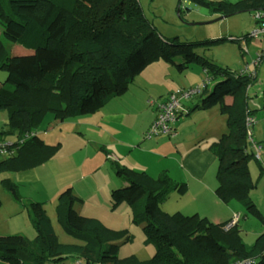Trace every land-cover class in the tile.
Listing matches in <instances>:
<instances>
[{"label": "trees", "instance_id": "16d2710c", "mask_svg": "<svg viewBox=\"0 0 264 264\" xmlns=\"http://www.w3.org/2000/svg\"><path fill=\"white\" fill-rule=\"evenodd\" d=\"M190 1L220 15L264 10V0ZM0 26V71L5 73L0 86V111L7 112L0 135L15 136L6 146L9 154L0 155L3 191L8 193L17 186L12 174L35 169L56 156L60 145L45 144L36 134L46 113L67 120L92 114L112 99L123 96L134 78L157 61L173 65L178 72L197 64L214 83L212 87L206 86L199 95L182 101L171 132L147 138L155 117L144 139L174 137L173 126L179 116L218 107L225 129L207 146L217 161L214 194L222 203L233 200L240 203L246 213L264 223L248 197L252 182L247 161L254 153L245 119L253 118L255 111L244 105L255 73L249 76L220 68L193 52L198 45L208 46L223 39L203 43L167 40L142 16L137 0H0ZM16 46L28 53L13 55L10 48ZM170 94L156 104V116L158 104ZM194 97L198 99L195 106L185 108L184 103ZM226 98H230L229 104ZM111 162L124 184L110 191V208L116 209L122 203L128 205L130 222L141 224L144 243L155 248L152 258L144 261L133 255L119 258L118 249L132 239L130 232L108 229L98 219L77 213L74 203L79 198L67 187L56 198V221L67 235L79 242H58L43 204L21 202L35 236L28 239L22 234L0 235V263L63 264L73 258L76 264H264V231L251 246H245L238 228L240 220L226 229L231 218L214 224L197 214H168L161 204L184 195L185 183L175 181L166 172L152 178L143 171Z\"/></svg>", "mask_w": 264, "mask_h": 264}, {"label": "rangeland", "instance_id": "374dc122", "mask_svg": "<svg viewBox=\"0 0 264 264\" xmlns=\"http://www.w3.org/2000/svg\"><path fill=\"white\" fill-rule=\"evenodd\" d=\"M137 1L142 16L147 21H150L157 33L165 39L177 38L183 43H203L205 41L223 39L222 42L219 41L208 46L198 45L194 47L193 52L212 61L220 68L239 71L241 68L247 66L251 71H254L256 78L246 91L248 99L244 106L248 110L255 111L252 125L253 138L255 141L262 142L264 148V57L259 58L261 51L264 49V41L247 36L256 27V24L252 21L251 13L247 11L241 13L235 12L225 19L208 23L220 17V14L216 11H211L205 5H200L190 0H180V14L177 12L178 0ZM1 32L2 27L0 26V34ZM10 52L13 55L28 53L19 46L11 47ZM176 59L180 60L181 58ZM254 62H257L255 67L253 66ZM4 78L5 73L0 71V86ZM194 80L199 81V85L206 82L208 88H211L214 84L211 80L207 79L205 72L197 64H192L184 71L178 72L173 65L157 61L148 65L134 78L129 86L132 87L134 82L143 84L145 87L155 85V89L161 90L163 92L161 94H164L168 93L169 90L188 88ZM195 100H198L197 97L193 98V101ZM149 111L151 112V110ZM6 119L7 112L0 111V130L3 129ZM61 119L62 117L54 118V115L48 112L45 114L37 130L42 140H48V145L60 143L57 153H59L62 146L61 151H65V154L61 157L60 155L55 156V158L44 163L45 166L42 167L45 168L43 175H41L43 181H41L40 185H24L20 192H27L35 197L38 196V199L40 198L39 200L42 201L41 203L45 208L46 214L52 222L55 238L58 242L64 244L77 243L79 241L67 235L56 221L54 209L57 197L52 198L51 194H46L47 191L54 188L55 185L62 183L66 178L67 180H71L73 182L71 185L72 190L74 193L77 192L79 194L77 195L79 200L74 203V209L77 213L85 217L98 219L108 229H126L132 235V239L118 249L117 256L125 258L133 255L138 260H149L154 255L155 248L152 244L144 243V237L140 228L141 224L136 226L130 222L131 215L128 205L122 203L116 209L110 208V191L122 186L108 185L107 170L112 171L116 176L113 170L114 164H112L111 160H107L103 169L92 171L96 168L94 167L96 165H94L93 160L90 161V151L93 153L95 150L93 149V145L88 144V140H90V114L75 117L74 119H77L75 120V124H70L69 122L63 123ZM129 124L132 125V118ZM141 125L142 121L135 122L136 127H140ZM79 131L82 133L84 139L80 135L75 134ZM134 135L135 133L133 132L132 136ZM213 136L215 138L217 136L216 133ZM14 138V134L5 133L4 135H0V142L3 144L11 143ZM76 139L77 142H80L79 145L74 144L70 148V142L76 141ZM76 152L81 153L74 154ZM87 153L88 159L85 157ZM96 153L101 159L105 158V153H102V155L98 152ZM260 158L258 161L255 155H253L247 161L252 182V187L248 191V197L259 210V214L264 218V150ZM98 161L99 159L96 160V162ZM81 162L84 165L83 167L81 166L82 169L79 165ZM74 166H78L77 171L71 172ZM82 172L84 173V179L79 177ZM119 180L124 184L121 179ZM37 189H39V192H37ZM24 195L20 194V196ZM182 196L162 203L161 209L168 214L180 212L177 210L183 206L181 201L184 198H181ZM0 200V235L22 234L28 239H33L35 233L31 236L26 233L27 227H32L27 212L24 211L20 214L18 212L14 216L10 196L1 188ZM233 203L239 215L241 214L240 217L245 216V218L241 217L238 223L242 241L245 246H251L257 235L264 231V223L257 216L248 212L246 213L245 208L240 203L236 201ZM14 209L19 210L17 207ZM209 211L208 207L197 205L194 211L189 210L187 214L188 216L197 214L199 217H204V214ZM17 230L22 231L18 232ZM63 264H76V262L73 258H68Z\"/></svg>", "mask_w": 264, "mask_h": 264}, {"label": "crops", "instance_id": "0c3cea01", "mask_svg": "<svg viewBox=\"0 0 264 264\" xmlns=\"http://www.w3.org/2000/svg\"><path fill=\"white\" fill-rule=\"evenodd\" d=\"M225 1L234 3L240 0ZM253 13H251V17ZM218 14L220 13L218 12ZM198 83L199 81L194 80L188 87L195 86ZM133 84L132 87H128L122 97L119 99L114 98L115 100L112 99L96 112L90 114V140H88V144L94 146V152L91 153L90 151V161L93 160L94 165H96L94 166L96 168H91L93 169L92 171L103 169L106 161L111 160L114 163L124 165L135 171H143L152 178H156L162 172H166L172 179L177 182H183L187 186L186 193L181 197L184 198L181 201L183 206L177 210L182 214L188 215L187 212L189 210L194 211L197 205L206 206L210 211L206 212L204 217L214 224L229 221L233 213L239 214L233 203L234 201L222 203L214 194L217 186L215 178L217 161L207 150V146L216 140L225 129V120L220 114L218 107L198 109L189 114L179 116L178 121L173 126L175 131L174 137L168 138L160 136L144 139L145 131L156 117V104L166 99L167 95L176 89L171 88L174 90H169L168 93L161 94L163 92L156 90L155 85L145 87V85L138 84L137 82ZM197 101L191 99L184 103V107H193ZM225 102L229 104L230 98H226ZM131 118L132 125L129 124ZM75 120L77 119H61L63 123L69 122L70 124H75ZM136 121L137 123L138 121H142V125L136 127ZM133 132L135 133L134 136H132ZM215 133L217 136L214 138L213 135ZM36 134L41 139L38 135V130ZM75 134L83 137L80 131ZM43 139L45 138L43 137ZM42 141L44 143L46 142L45 144L48 143V140ZM79 143L77 139L76 141H71L70 148L74 144L79 145ZM61 150L62 146L59 151L60 154L57 153L56 156L60 155L61 157L65 154V151L63 152ZM96 152L101 155L105 153V158L101 159ZM77 153L81 152L74 154ZM85 157L88 159V153ZM97 159H99L98 162H96ZM79 165L81 169L84 166L82 162ZM42 166L45 165L43 164L35 169L20 171L11 175V178L17 184L15 188L8 192L13 204L14 216L18 212L20 214L25 211L20 206L21 202H42L39 200L40 198H37L38 196L35 197L27 192H20L24 185L31 186L34 184L38 186L41 184V181H43L41 175H43L45 168ZM77 167H72L71 172L77 171ZM107 172L108 185L116 186L122 184L112 171L107 170ZM83 174L82 172L79 176L81 179H84ZM72 184L73 182L66 178L62 183L55 185L54 188L47 191L46 194H51L52 198H56L60 191L66 187H72ZM39 189H37V192H39ZM20 194L25 195L20 196ZM75 194L79 195L77 192ZM16 207L19 210H15L14 208ZM17 231L20 232L22 230ZM26 231L27 235L31 236L34 234V230L30 226L27 227Z\"/></svg>", "mask_w": 264, "mask_h": 264}, {"label": "built area", "instance_id": "2783aa9c", "mask_svg": "<svg viewBox=\"0 0 264 264\" xmlns=\"http://www.w3.org/2000/svg\"><path fill=\"white\" fill-rule=\"evenodd\" d=\"M252 21L255 22L256 27L248 34L247 36L253 39H261L264 41V10L256 11L252 14ZM257 62L253 63L255 67ZM240 74L243 75H254V71H251L247 66L239 70ZM207 86V83L204 82L200 85L193 86L187 89H177L169 95L168 99L164 102L158 104V113L154 123L151 126L150 131L148 132L147 138H150L152 135H157L159 133H169L171 132V124L176 119L177 112L182 109V101H186L194 95H199L202 90ZM246 127H247V136L251 142V148L255 155V158L259 161L261 154L264 150L262 143H257L251 138L250 127L253 124V118L246 116ZM6 146H9V143L3 144L0 142V155L9 154V151ZM240 220V215L238 213H233L231 220L225 225V228L228 229L237 224Z\"/></svg>", "mask_w": 264, "mask_h": 264}, {"label": "water", "instance_id": "95a60500", "mask_svg": "<svg viewBox=\"0 0 264 264\" xmlns=\"http://www.w3.org/2000/svg\"><path fill=\"white\" fill-rule=\"evenodd\" d=\"M177 11H178V8H177ZM241 12H245V11H238V13H241ZM231 15H232V14L221 15L220 17H218V18H216V19H214V20H212V21H210V22H208V23L217 22V21L222 20V19H225V18H227V17H229V16H231ZM199 24H205V23H199Z\"/></svg>", "mask_w": 264, "mask_h": 264}]
</instances>
